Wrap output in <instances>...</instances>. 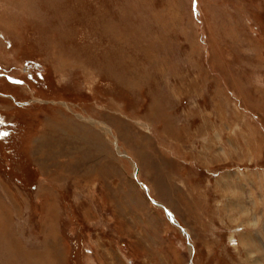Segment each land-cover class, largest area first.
I'll use <instances>...</instances> for the list:
<instances>
[{"label":"rangeland","instance_id":"374dc122","mask_svg":"<svg viewBox=\"0 0 264 264\" xmlns=\"http://www.w3.org/2000/svg\"><path fill=\"white\" fill-rule=\"evenodd\" d=\"M0 264H264V0H0Z\"/></svg>","mask_w":264,"mask_h":264}]
</instances>
